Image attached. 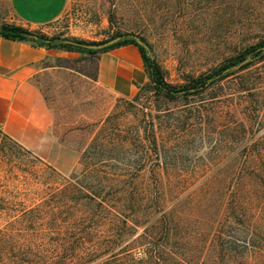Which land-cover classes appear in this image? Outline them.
Listing matches in <instances>:
<instances>
[{"label":"rangeland","instance_id":"rangeland-1","mask_svg":"<svg viewBox=\"0 0 264 264\" xmlns=\"http://www.w3.org/2000/svg\"><path fill=\"white\" fill-rule=\"evenodd\" d=\"M12 18L9 0H0V25ZM42 30L96 42L134 33L150 46L165 80L178 87L264 41V0H67L61 16ZM53 62L59 66L43 77L41 90L55 133L76 149L74 164L59 171L0 130V247L8 246L10 234L24 250L69 246L75 243L69 235L81 230L91 232L90 246L116 229L127 233L114 246L133 247L142 227L109 222L110 211L88 195L119 212L133 210L135 197L144 218L153 209L152 186L159 185V202L179 203L208 222L230 215L237 184L251 181L236 168L264 166V58L199 95L175 100L157 93L150 80L131 97L100 86L95 54ZM96 213L102 224L91 229L87 218ZM234 248L230 264H264V244Z\"/></svg>","mask_w":264,"mask_h":264},{"label":"trees","instance_id":"trees-1","mask_svg":"<svg viewBox=\"0 0 264 264\" xmlns=\"http://www.w3.org/2000/svg\"><path fill=\"white\" fill-rule=\"evenodd\" d=\"M0 34L11 39H30L45 47L87 53L106 50L117 45L134 44L141 53L153 89L171 100L199 95L233 75L238 68L245 67L252 60L264 58V41H262L246 49V54L232 57L176 87L165 80L162 69L150 55V46L142 37L134 33L122 34L123 37L120 40L101 49L88 48L87 45L102 43L105 40L96 42L60 35L49 36L6 22L0 25ZM138 37L147 45V48L136 41ZM155 146L157 148V142ZM155 154L158 156L157 153ZM236 169L239 175H246L251 178V181L237 184L239 193L230 215L222 213L210 218L208 222H202L199 216H191L193 213L184 211L179 203L170 202L169 204L164 201V198H161L162 201L159 202L156 196L159 185L152 186L153 209L145 213L144 218L143 211L139 212L135 209L139 203L135 197L132 201L133 210L119 212L116 206L99 199L93 193L87 198L96 207L110 211V215L113 216L107 218L109 216L106 215L104 219L109 222H121L124 229L142 227V233L133 239V242L137 243L136 246H125L131 244L114 246L117 245L115 240L123 239L127 233L117 229L109 233L106 238H102L103 241L98 240L90 246L85 244L91 241L89 240L91 232L81 230L69 235V237L75 236V243L72 245L42 246L39 244V250L35 247L24 250L23 247L16 246L12 238L15 235L10 234L8 246L0 247V264H230L234 246L242 243L246 246L261 248L264 244V166L249 168L245 171L241 170L242 168ZM132 194L134 196V193ZM243 195L246 198L245 201L242 200ZM128 199L130 200L131 196ZM127 201V198H124V209L128 207ZM101 219H103L102 215L98 213L89 215L87 220L90 222L91 229L101 227ZM140 219H143L142 222ZM227 227H234L235 230L243 233L242 236L238 238L227 233L224 230ZM17 236L26 239V236L22 234ZM98 244L104 246H96Z\"/></svg>","mask_w":264,"mask_h":264},{"label":"crops","instance_id":"crops-1","mask_svg":"<svg viewBox=\"0 0 264 264\" xmlns=\"http://www.w3.org/2000/svg\"><path fill=\"white\" fill-rule=\"evenodd\" d=\"M13 18L6 23L37 32L57 20L67 0H9ZM96 55L95 81L121 97L133 96L149 82L141 53L134 44L93 53L41 46L30 39L0 34V130L18 145L59 171L73 167L76 149L54 131V113L41 82L59 58Z\"/></svg>","mask_w":264,"mask_h":264},{"label":"water","instance_id":"water-1","mask_svg":"<svg viewBox=\"0 0 264 264\" xmlns=\"http://www.w3.org/2000/svg\"><path fill=\"white\" fill-rule=\"evenodd\" d=\"M123 37L122 34L120 35H116L112 38H109L107 40H105L104 42L102 43H97V44H91V45H87L88 48H92V49H101L103 48L104 46H109L111 44H114L115 42H117L118 40H120L121 38ZM136 41L139 43V44H142L143 46H145V48H147V45L145 43H143L140 38H136Z\"/></svg>","mask_w":264,"mask_h":264}]
</instances>
